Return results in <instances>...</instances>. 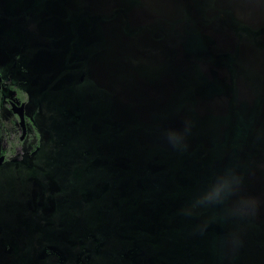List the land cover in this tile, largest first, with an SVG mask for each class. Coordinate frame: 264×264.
<instances>
[{
    "label": "rangeland",
    "instance_id": "374dc122",
    "mask_svg": "<svg viewBox=\"0 0 264 264\" xmlns=\"http://www.w3.org/2000/svg\"><path fill=\"white\" fill-rule=\"evenodd\" d=\"M0 74V264H264V0H0Z\"/></svg>",
    "mask_w": 264,
    "mask_h": 264
},
{
    "label": "flooded vegetation",
    "instance_id": "af4514ba",
    "mask_svg": "<svg viewBox=\"0 0 264 264\" xmlns=\"http://www.w3.org/2000/svg\"><path fill=\"white\" fill-rule=\"evenodd\" d=\"M0 77L2 79L1 81V85H0V97L2 95V90L5 86H7L8 90H9V93H10V96L6 97L5 99H1L0 98V138H1V148H0V157L3 156L4 157V161L2 163H0V166L2 165H5L9 162H14V161H18V160H21L24 156V154H34V153H31L30 151L33 149V144H34V141L32 142H29L28 141V137L32 131V128H31V124L29 122V118L31 117L28 113H27V110H26V106L29 102H26V101H22L16 94V92H14L13 90L10 89V85H14V86H17L18 88L20 89H23L21 88L20 86H18L17 84L15 83H12L10 81H6L3 76L0 74ZM24 90V89H23ZM25 91V90H24ZM28 95L29 93L27 91H25ZM29 99H30V96H29ZM12 103H15L16 105L20 106L22 104H25V119H26V134L25 136H23V128L20 124V119L18 117V115L12 110ZM6 109L7 111H10L13 115L12 119L10 120L9 123H6L4 121H2V117H1V111L2 109ZM32 118V117H31ZM33 119V118H32ZM34 120V119H33ZM35 121V120H34ZM6 125L7 127L8 126H11V125H15L20 133V140L21 141H24V145L22 147H18V153L16 155V160H13V159H10L8 160L7 159V155L4 153V150H5V147H6V144L3 140V135H2V128H1V124ZM36 123V122H35ZM41 133V132H40ZM42 136V135H41ZM40 149V148H39ZM36 153V152H35ZM14 158V159H15Z\"/></svg>",
    "mask_w": 264,
    "mask_h": 264
},
{
    "label": "trees",
    "instance_id": "16d2710c",
    "mask_svg": "<svg viewBox=\"0 0 264 264\" xmlns=\"http://www.w3.org/2000/svg\"><path fill=\"white\" fill-rule=\"evenodd\" d=\"M10 89L16 92L17 96L22 101L28 102L29 95L23 89H20L14 85H10ZM29 122L31 124L32 131L28 137V141L29 142L34 141L33 149L30 152L35 153L39 150L42 144V136H41L39 127L37 126V124L31 117L29 118ZM1 128H2L3 140L6 144L4 153L7 155L8 160L10 159L16 160L15 157L18 153L17 148L22 147L24 145V141L20 140V133L14 124L7 127L3 123L1 124Z\"/></svg>",
    "mask_w": 264,
    "mask_h": 264
},
{
    "label": "water",
    "instance_id": "95a60500",
    "mask_svg": "<svg viewBox=\"0 0 264 264\" xmlns=\"http://www.w3.org/2000/svg\"><path fill=\"white\" fill-rule=\"evenodd\" d=\"M82 80V78H81ZM1 77H0V85H1ZM12 110L18 115L20 119V124L23 128V136L26 134V119H25V104H22L20 106L16 105L15 103H12ZM4 161V157H0V163Z\"/></svg>",
    "mask_w": 264,
    "mask_h": 264
}]
</instances>
